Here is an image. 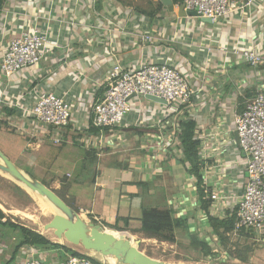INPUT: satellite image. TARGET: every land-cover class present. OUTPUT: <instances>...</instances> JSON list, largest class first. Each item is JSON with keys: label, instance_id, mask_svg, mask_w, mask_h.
I'll use <instances>...</instances> for the list:
<instances>
[{"label": "crops", "instance_id": "obj_1", "mask_svg": "<svg viewBox=\"0 0 264 264\" xmlns=\"http://www.w3.org/2000/svg\"><path fill=\"white\" fill-rule=\"evenodd\" d=\"M173 4L170 10L162 0H6L0 8V65L3 49L23 31L46 32L57 45L33 68L8 78L0 69V149L21 168L40 175L44 180L36 178L68 205L86 209L83 217H96L107 231L138 240L139 251L149 258L173 264L162 254L173 248L177 253L175 246L184 242L183 255L178 253L176 259L199 264L209 260L191 235L200 239L208 235L213 250L215 239L212 228L203 231L210 220L194 174L188 163H182L177 118L179 122L189 112L197 127L224 122L222 137L229 144L215 158L226 164L231 191L240 193L246 161L234 118L264 90V65L253 67L234 51L254 48L264 53V0H251L212 22L181 17L183 2ZM147 34L151 39L143 37ZM164 62L195 89L190 111L175 113L166 103L133 97L132 111L121 126L94 125V104L102 99L106 76L115 64L133 70L142 63ZM43 91H52L69 104L70 123L62 143H54L49 130L30 113ZM0 199L5 214L0 224V264H23L30 253L47 262L65 260L70 255L66 249L87 254L81 245L61 241L44 228L31 229L61 247L20 246L19 229L7 222L23 224L9 215L4 197ZM154 206L173 209L186 221L190 234L180 230L174 243L146 237L141 231L144 208Z\"/></svg>", "mask_w": 264, "mask_h": 264}, {"label": "built area", "instance_id": "obj_2", "mask_svg": "<svg viewBox=\"0 0 264 264\" xmlns=\"http://www.w3.org/2000/svg\"><path fill=\"white\" fill-rule=\"evenodd\" d=\"M250 3L251 0L183 1L186 11H197L202 17L214 21ZM143 37L151 39L148 34ZM56 45L57 43L52 41L48 33L38 29L21 32L3 49L0 65L2 74L8 78L19 70L35 67ZM234 53L253 67L264 65V53H259L254 48L235 50ZM1 85L0 79V88ZM104 86V95L93 108V123L101 129L121 126L132 111L133 97L153 95L165 99L175 113H181L186 109L190 111L193 107L192 97L195 89L179 70L167 62L142 63L133 70L115 64L107 74ZM30 113L37 123L49 130L50 138L54 143H62L66 140L64 128L70 123V107L64 97L52 91H43ZM187 115L191 117L189 112ZM179 122L177 118L178 127ZM178 127L175 128L176 133H179ZM224 129L223 121H217L211 128L199 125L196 129V137L200 140L199 173L205 186V199L210 201V214L221 219L232 217L234 214L232 229L234 236H241L245 232L263 238L264 90L252 96L234 118V131L237 132L238 145L246 161V181L240 193L231 191L225 180L228 178V171L223 165L226 164L218 163L215 158V155L222 153L229 144L227 138L222 137ZM193 177L196 182V176ZM79 211L81 215L88 214L84 208H80ZM86 219L97 220L93 216L90 218L87 216ZM22 262L23 264H95L91 258L80 255H69L62 261L52 259L47 262L34 253L28 254Z\"/></svg>", "mask_w": 264, "mask_h": 264}, {"label": "water", "instance_id": "obj_3", "mask_svg": "<svg viewBox=\"0 0 264 264\" xmlns=\"http://www.w3.org/2000/svg\"><path fill=\"white\" fill-rule=\"evenodd\" d=\"M162 1L170 10L174 9L173 0ZM178 12L181 17L195 16L203 21L212 22L211 18L202 17L197 11H186L184 4L179 5ZM146 97L167 104L165 99L157 96ZM235 135L238 138L237 132ZM0 170L23 188L43 196L55 211L51 221L44 225V229L53 230L54 235L61 241L66 238L76 245H81L88 257L94 258L101 264H153V261H156V264H171L149 258L139 251L138 240H135L136 247L132 245L134 239L131 236L107 232L101 223L84 218L51 187L13 162L1 149Z\"/></svg>", "mask_w": 264, "mask_h": 264}, {"label": "trees", "instance_id": "obj_4", "mask_svg": "<svg viewBox=\"0 0 264 264\" xmlns=\"http://www.w3.org/2000/svg\"><path fill=\"white\" fill-rule=\"evenodd\" d=\"M6 0H0V8L3 6ZM184 0H175L176 3L183 2ZM179 133H178V141L182 145V154H183V164L188 163V170L189 172L193 173L196 176V185L199 192V199L202 203V208L208 215V218L210 220V224L213 225L212 230L213 234L217 237H221L222 243H227L228 237L225 235L232 231L234 226V214L232 217H227L224 219L214 217L210 214L209 208H210V201L205 199L206 191L205 186L203 184L202 175H200V165L198 162L199 158V146H200V140L196 137V129H197V122L193 118H189V115H186L184 119H181L179 122ZM20 188V187H19ZM22 190V189H21ZM55 191V190H54ZM25 192V191H23ZM56 192V191H55ZM57 193V192H56ZM25 195H28L26 192ZM58 194V193H57ZM59 195V194H58ZM60 196V195H59ZM77 209L76 207H74ZM5 217L4 212L0 209V224H2L1 219ZM8 225H11L12 227L18 228L20 231V235L22 237V241L20 246L23 245H30L35 248H38L40 250H47V249H56L61 247V245L54 243L50 239H48L45 235L40 234L36 232L35 230L25 227L23 225H14L12 221L8 220ZM188 224V223H187ZM117 229H120L118 227H115ZM222 229V234L220 231ZM121 230V229H120ZM181 230V231H180ZM141 231L146 237L149 238H157L161 241H167L174 243L177 241V237L179 234V231L183 233V235L190 234L188 226H186V221L183 218L176 217V212L173 209L169 208H159V207H145L142 217V227ZM244 234H248L243 232ZM226 240V241H225ZM191 241L194 244H198L199 246H202L204 251V256L207 258H215L217 257V261L221 258L222 255L219 254L218 251H211L212 246L209 245V243L204 242L202 239L197 237L196 235H191ZM248 248V247H247ZM237 247L235 245V248L232 247V249L229 251L232 255H234V258L237 259ZM70 255H82L76 251L69 250ZM220 257V258H219ZM228 257V256H225ZM248 257V256H247ZM90 258V257H89ZM95 264H101L94 258H91ZM238 260V259H237ZM240 261V260H239ZM244 262H247L246 257L243 259ZM242 262V259H241Z\"/></svg>", "mask_w": 264, "mask_h": 264}, {"label": "rangeland", "instance_id": "obj_5", "mask_svg": "<svg viewBox=\"0 0 264 264\" xmlns=\"http://www.w3.org/2000/svg\"><path fill=\"white\" fill-rule=\"evenodd\" d=\"M2 173L3 172L0 171V196L4 197L6 204L4 202L3 203L5 204V208L9 211V212L7 211L9 215L15 218V220H17L19 223L23 224L24 226H27L29 228H35L37 230H41V229L43 230L44 225L48 223L49 221H51V219L53 218L55 211H52L51 207L48 206L50 207L51 213H45L44 209H42V206L39 203V199H37V196H34V194L36 193L23 188L18 183H16L14 180H12L11 178H8L7 176H4ZM31 173L35 177L41 178V176L37 175V173L35 172L33 173L32 171ZM23 191H25L28 195H25L24 194L25 192ZM156 199H157V194H156ZM14 209L30 214L32 218H27L26 216L22 214L12 213L10 210H14ZM79 210L80 208L77 209V211L80 213ZM90 217L88 216V218ZM206 222L207 220H205V223ZM212 227L213 225L210 224L209 228H207L206 230L204 229L206 228L205 226L203 228L204 229L203 231H205L204 233L208 232V230ZM220 230H221L220 232L224 234L222 232L223 230L222 229ZM8 233L9 232H6L5 234H8ZM228 233L226 235L224 234L226 237H228L227 239L228 244H225V242L222 243L221 237L220 236L217 237L216 235L213 234V237L215 239L216 250H213V246H212L211 251H218L219 254L222 255L221 258L219 257L220 258L219 261H217L218 260L217 257L212 258V259L206 257L209 261L203 259V260L198 261L199 264H264V237L258 238L251 234H247V235L241 234V236H234L232 234V231H229ZM202 240L208 243L209 242L208 235L203 237ZM187 242H189V240H187ZM183 243H181V245L179 246H175L177 249V253L172 252L175 250V248H173V250L171 251L167 250L165 254H162L163 258H165V260H171L170 262H175L173 264H186V263L179 262L180 260H183V259H176V255L178 253L180 254L185 249L186 245ZM235 245L238 248L237 249L238 252L237 254H235L237 255L236 257H238L237 258L238 260L234 258V255L229 253L232 247L235 248ZM157 253L158 252L156 251L153 254H157ZM180 255H183V254H180ZM225 256H228V257H225ZM244 257H246L247 262L243 261ZM241 259H242V262H241Z\"/></svg>", "mask_w": 264, "mask_h": 264}, {"label": "bare ground", "instance_id": "obj_6", "mask_svg": "<svg viewBox=\"0 0 264 264\" xmlns=\"http://www.w3.org/2000/svg\"><path fill=\"white\" fill-rule=\"evenodd\" d=\"M1 171V170H0ZM4 175H6L8 178L10 177L9 175H7L6 173H4ZM11 178V177H10ZM12 179V178H11ZM38 193L34 194V196H37V199H39V203L41 204L42 206V209H44V212L45 213H51V210H50V207L52 209V211H54L53 207L51 206V204L41 195H37ZM48 204V205H47ZM50 206V207H48ZM13 213L15 214H20V212L18 213L17 210H12ZM22 214V213H21ZM22 215L26 216L27 218H32L30 214H27V213H23ZM107 231V230H106ZM109 232V231H107ZM111 233V232H110ZM115 235H118L119 233H114ZM133 239V238H132ZM134 247H136V243H135V240H133V244H132ZM153 263V262H152ZM155 263V262H154Z\"/></svg>", "mask_w": 264, "mask_h": 264}]
</instances>
